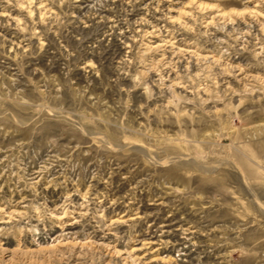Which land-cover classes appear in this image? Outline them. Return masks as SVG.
<instances>
[{
    "label": "rangeland",
    "instance_id": "374dc122",
    "mask_svg": "<svg viewBox=\"0 0 264 264\" xmlns=\"http://www.w3.org/2000/svg\"><path fill=\"white\" fill-rule=\"evenodd\" d=\"M0 264H264V0H0Z\"/></svg>",
    "mask_w": 264,
    "mask_h": 264
}]
</instances>
